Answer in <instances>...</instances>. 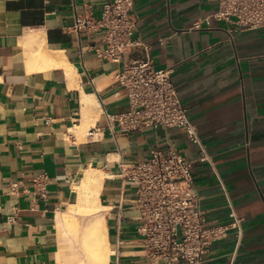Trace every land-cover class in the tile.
Masks as SVG:
<instances>
[{
	"label": "crops",
	"instance_id": "0c3cea01",
	"mask_svg": "<svg viewBox=\"0 0 264 264\" xmlns=\"http://www.w3.org/2000/svg\"><path fill=\"white\" fill-rule=\"evenodd\" d=\"M108 1L0 0V264H84L61 214L74 206L73 185L88 167L102 173L106 264H150L135 230V186L117 174L120 163L169 146L193 160L206 221L230 224L231 211L241 220L239 235L230 228L208 246L204 264H264V28L209 17L213 0H132L140 44L113 62L97 54L103 29L74 28L75 15L98 18ZM38 53L67 65H46ZM145 54L171 70L209 161L181 129L121 132L108 122L128 107L117 73ZM90 95L99 109L89 129L99 131L78 138L71 130ZM41 175L44 198L33 195Z\"/></svg>",
	"mask_w": 264,
	"mask_h": 264
},
{
	"label": "built area",
	"instance_id": "2783aa9c",
	"mask_svg": "<svg viewBox=\"0 0 264 264\" xmlns=\"http://www.w3.org/2000/svg\"><path fill=\"white\" fill-rule=\"evenodd\" d=\"M213 1L216 8L209 17L241 29L264 28V0ZM131 4L132 0H110L98 18L75 15V29H103L104 48L97 52L99 57L117 62L129 48L140 44L132 38ZM193 26L198 28L199 23ZM170 71L154 68L147 54L126 62L116 78L125 90L128 107L107 115V120L121 132L146 127L181 129L189 141L200 146L199 159L209 161L196 127L178 97ZM98 131L92 127L85 136L92 138ZM192 167L193 160L173 146L166 150L153 147L147 157L119 164L118 178L135 186L133 208L138 221L135 230L150 264H204L203 255L212 242L224 238L230 228H236L240 234L241 220L233 211L230 224L215 225L206 221L199 206ZM45 178L41 175L34 179L37 188L33 195L44 198Z\"/></svg>",
	"mask_w": 264,
	"mask_h": 264
},
{
	"label": "bare ground",
	"instance_id": "6f19581e",
	"mask_svg": "<svg viewBox=\"0 0 264 264\" xmlns=\"http://www.w3.org/2000/svg\"><path fill=\"white\" fill-rule=\"evenodd\" d=\"M38 56L46 65H67L63 58H52L42 53H38ZM97 109L99 106L94 95L82 99L81 123L71 130L76 137H85L89 127L94 123ZM101 180V171L88 167L73 185L76 196L74 206L68 214H61L62 221L68 226L66 232L72 237L84 264H106L108 259L109 248L104 236L102 218L98 214L102 209L98 197ZM81 217L91 218L87 224H83L80 221Z\"/></svg>",
	"mask_w": 264,
	"mask_h": 264
},
{
	"label": "rangeland",
	"instance_id": "374dc122",
	"mask_svg": "<svg viewBox=\"0 0 264 264\" xmlns=\"http://www.w3.org/2000/svg\"><path fill=\"white\" fill-rule=\"evenodd\" d=\"M84 138H86V136Z\"/></svg>",
	"mask_w": 264,
	"mask_h": 264
}]
</instances>
